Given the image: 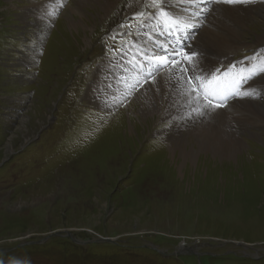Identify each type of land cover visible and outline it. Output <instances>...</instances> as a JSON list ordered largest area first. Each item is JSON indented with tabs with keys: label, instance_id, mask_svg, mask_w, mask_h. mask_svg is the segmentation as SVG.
<instances>
[{
	"label": "rangeland",
	"instance_id": "obj_1",
	"mask_svg": "<svg viewBox=\"0 0 264 264\" xmlns=\"http://www.w3.org/2000/svg\"><path fill=\"white\" fill-rule=\"evenodd\" d=\"M33 1L0 0V264H264V130L252 129L260 140L249 139L248 150L235 159L198 154L184 162L168 154L170 122L128 132L136 123L132 102L142 89L126 92L117 109L100 111L84 102L98 67L118 49L139 43L157 54L146 27L167 6L118 0L98 24L92 21L98 28L82 46L66 25L72 0H60L47 25L30 15L48 11L47 1ZM248 25L231 60L241 61L247 74L259 70L241 89H255L256 98L223 100L221 78L230 63L221 60L200 78L218 77L222 103L216 109L234 99L264 101L256 80L263 67L253 61L264 58V46L253 43L264 35V21ZM191 46L182 50L189 54L183 68L201 56ZM129 55L121 62L109 58L115 72L108 65L107 80H98L106 90L114 77H132ZM184 76L190 79L191 72ZM120 81L128 83L127 76L111 81L117 92L127 88ZM240 81H231L233 92ZM199 100L211 107L202 92ZM194 103L201 116L188 114V120L204 116L195 96Z\"/></svg>",
	"mask_w": 264,
	"mask_h": 264
},
{
	"label": "bare ground",
	"instance_id": "obj_2",
	"mask_svg": "<svg viewBox=\"0 0 264 264\" xmlns=\"http://www.w3.org/2000/svg\"><path fill=\"white\" fill-rule=\"evenodd\" d=\"M46 1L45 5L43 2H41V5L43 4L48 11H37L33 13L30 11V15H33L36 19H33V21L41 22V20L46 19L44 25L49 24L50 19L55 16L56 12L61 7L60 0ZM116 1L118 0H72L73 6L71 9L70 6H68V14L70 16L67 19L66 25L73 37L79 41V44L82 46H88L89 41L92 39V33L98 28V25L95 24L111 12ZM32 2L34 1L32 0ZM169 5L170 7L181 9L187 17L193 15L192 11H198V15H203V10L206 9L203 6L198 10L194 5L189 4L187 8V4L180 3L179 0H168L166 6L169 7ZM209 7H211L210 14L205 20L207 26L200 30L197 28L191 32V37L194 39L190 43V45H192L191 50L200 53L201 56L197 54L190 60L198 61L202 66L203 73H209L210 69L215 67V64L221 60L231 62L232 49L234 50L245 43L241 41V32L248 29V23L254 20L264 21V3L233 6L210 3L208 8ZM88 8H94L93 10H95L96 14L92 15L89 13ZM185 9L187 11H185ZM164 11L171 13L170 9H167L166 7ZM171 14L182 17L176 13ZM184 20H186V18H184ZM92 21L96 23L94 24ZM200 21L198 23H200ZM148 35L150 34L146 33L145 37L147 38ZM189 38L190 35L184 38L181 36L178 37L180 41L176 40L175 46L187 44ZM253 43H255L256 46H264V35L256 38ZM142 45L137 43L136 46H139V49H141L143 48ZM162 48L161 55H156L154 57L156 63L157 57L168 55V45ZM108 65L112 66L109 61H105L98 67V70L94 75L95 80L93 83H90L85 95L88 99H86L87 101L84 100V102L91 103L93 106L95 104V108L100 111H102L103 108L113 109L114 104L119 102L120 97L126 92L129 93L132 91V89L129 88L130 86L135 84V86L138 87L141 83L145 82L146 85L143 86L140 92V100L137 98L136 101L132 102L137 105V112L134 115L136 123L128 128V132H134L135 129H141V127L144 129L148 124H154L156 127L163 122H170V126H172L168 129V137H165L167 144H169V146L166 144L169 148V155L179 154L180 159L184 162L189 160L190 162H194L198 154L205 155L204 158L211 156V158L217 160H232L235 159L240 152L248 150L249 139H252L250 141L260 140V135L251 130H264V101H261L262 103L259 101L241 102L234 101V99L233 103L231 102L225 110H221L212 106H203L205 102L199 100L198 103L201 104V112L204 113V116H202L203 118L201 117L198 120H188V114L201 115L196 112L197 108L195 109L194 106L195 95H187L183 88L184 83L187 84L184 80L187 81V79L185 78L184 73V78H180L181 73L179 68L174 67L168 69L162 73L161 76L155 79L153 77L152 80H149L148 78L141 80L139 75L134 73L130 68L132 77H130L128 73H123L121 77V80H124V76H127L128 83H124L127 86L126 90H120L117 92L118 90H116L117 88L115 87L116 84L114 82L111 84L112 80H116L115 77L109 82V88L112 91L106 90V84L103 85L98 82V80H107L103 75L108 74V72H106V67ZM160 65H164V67L167 66V64L163 63H160ZM190 67L195 66L190 65ZM110 69H112V67H110ZM197 75H199V71L197 72ZM256 80H261L262 83H260L258 89L261 87L260 89L264 91V76L259 77ZM188 87L189 85L187 84L186 89ZM253 98H256V95L253 96ZM156 134L160 133L156 132L155 135ZM126 141V143H129V140L126 139Z\"/></svg>",
	"mask_w": 264,
	"mask_h": 264
},
{
	"label": "snow or ice",
	"instance_id": "obj_3",
	"mask_svg": "<svg viewBox=\"0 0 264 264\" xmlns=\"http://www.w3.org/2000/svg\"><path fill=\"white\" fill-rule=\"evenodd\" d=\"M180 3L184 4H189V5H194L196 9H199L200 4L202 3H220V4H227V5H247L253 2V0H179ZM159 3L161 5H167L168 0H159ZM170 7V5H169ZM159 11V7L157 9ZM185 11H187L185 9ZM196 15L199 14L197 11L195 13ZM161 16H166L165 12H160ZM183 17H176L171 20L169 23V27H172L173 25L180 26L182 25L183 27H191V24H184L183 23ZM140 27H143V25H140ZM172 53H175V49H172ZM176 55H180L179 53H176ZM171 56V53L168 54L167 57H157V64L155 66V70H158L160 63L167 64L169 62V58ZM185 58H188L189 54L184 53ZM188 63L190 65H194L195 67H189V68H183L181 67V61L179 60H173L172 64L173 67H177L180 69L181 76L180 78L183 79V73L185 72H191V78L186 81V83L189 85V87L185 90L186 94L189 96L195 95L197 98V102H199V97L201 95V92L203 93V98L208 99L209 97H214V96H219L220 91H219V85L215 84V81L218 79V77L213 76L212 80H207V77L205 76V81L200 80V76L203 75L202 71V66L199 64L198 61H192L188 60ZM199 71V75H197V72ZM219 72V69L216 70ZM264 71V69H262ZM256 73L252 72L248 77H242L240 83H243L247 79H251L252 76H254ZM195 82V83H194ZM239 94L241 97H253L257 95V92L255 89L253 90H243L240 91L237 89L236 92L231 93L230 95L235 96ZM228 96H224L223 99L226 100L228 99Z\"/></svg>",
	"mask_w": 264,
	"mask_h": 264
}]
</instances>
